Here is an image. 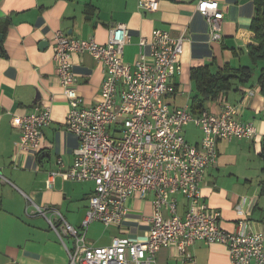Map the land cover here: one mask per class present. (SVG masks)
<instances>
[{
    "label": "crops",
    "instance_id": "obj_1",
    "mask_svg": "<svg viewBox=\"0 0 264 264\" xmlns=\"http://www.w3.org/2000/svg\"><path fill=\"white\" fill-rule=\"evenodd\" d=\"M198 1L159 0V9L148 12L138 8V0H0V22L8 21L2 42L6 57L0 56V264H68L65 246L72 249L73 239L65 236L64 246L49 221L57 227L60 216L81 232L94 189L91 181L76 183L60 176H54L51 187H46L49 172L58 169L57 159H61L63 170L69 168L78 145L64 126L68 106L56 81L51 51L54 35L60 32L68 38H92L105 44L108 29L125 24L130 41L123 59L130 66L139 52H150L149 45L140 47L139 41L142 37L150 40L153 30L168 32L173 38L184 35L181 74L171 80L174 91L163 100L172 108H189L194 94L192 69L211 65L215 72L224 66L233 70L252 67L248 47L254 45L253 0H217L224 12L219 41L210 40L208 25L196 10ZM42 42L47 46L41 47ZM72 64L83 106H91L100 93L103 66L88 54L73 56ZM259 69L255 66L248 84L222 94L228 104H240L238 120L252 122L257 135L251 140L217 142V164L206 169L201 194L210 208L220 212L222 229L232 232L237 222L247 217L251 231L261 230L264 236V99L257 84ZM43 107H48L51 118L42 130L45 149L38 154L17 153L14 144L20 130L12 127L11 118ZM205 111L219 112L220 107L207 103ZM192 129L198 134L191 142L184 138L198 144L201 133L194 126ZM176 199L178 214L183 215L186 201L180 195ZM149 201L128 200L119 228L92 222L86 232L87 243L108 246L117 236L143 240L149 228L143 218L151 211ZM187 251L190 258L172 248H161L154 264H230L221 244L197 242Z\"/></svg>",
    "mask_w": 264,
    "mask_h": 264
},
{
    "label": "built area",
    "instance_id": "obj_2",
    "mask_svg": "<svg viewBox=\"0 0 264 264\" xmlns=\"http://www.w3.org/2000/svg\"><path fill=\"white\" fill-rule=\"evenodd\" d=\"M138 8L157 11L159 0H138ZM196 10L208 25L210 40H221L224 12L217 0H199ZM53 39L56 81L68 106L64 126L78 145L69 168L63 170L57 159L58 169L49 172L46 187H51L54 176L94 184L81 232L60 216L57 227L49 221L64 246L65 236L73 239L72 249L65 246L68 264H154L161 248L190 258L187 250L197 242L223 245L230 264H264L263 232L251 231L247 217L232 232L222 229L220 212L210 208L201 194L206 169L217 164V142L251 140L257 135L254 124L240 122V104H228L223 95L215 100L219 112L203 111L199 116L163 100L174 91L171 80L181 74L186 37L173 38L168 32L153 30L150 40L142 37L139 41L140 47L149 45L150 52H139L133 66L123 59L130 41L125 24L111 26L105 44L92 38H68L60 32ZM83 54L103 66L100 93L91 106H83L73 72L72 57ZM10 122L20 130L14 144L17 153L38 154L45 149L42 130L51 123L48 107L13 116ZM189 125L200 130L198 144L184 138L183 130ZM176 195L186 201L183 215L178 214ZM130 199L150 200L151 211L143 216L149 225L145 238L132 241L117 236L108 246L88 244L86 232L92 222L122 226Z\"/></svg>",
    "mask_w": 264,
    "mask_h": 264
},
{
    "label": "trees",
    "instance_id": "obj_3",
    "mask_svg": "<svg viewBox=\"0 0 264 264\" xmlns=\"http://www.w3.org/2000/svg\"><path fill=\"white\" fill-rule=\"evenodd\" d=\"M253 2L255 14L251 21V31L254 35V45L248 47L252 67L247 66L233 70L229 66H224L215 72L212 71L211 65L192 69L191 82L194 94L191 97L188 110L193 116L201 115L205 111V105L215 102L219 95L227 94L237 90L240 85L248 84L253 77L255 66H260L257 84L264 99V0H253ZM7 25V20L0 22V33L3 35V39L6 36ZM2 42L0 44V56L6 57L2 50Z\"/></svg>",
    "mask_w": 264,
    "mask_h": 264
},
{
    "label": "rangeland",
    "instance_id": "obj_4",
    "mask_svg": "<svg viewBox=\"0 0 264 264\" xmlns=\"http://www.w3.org/2000/svg\"><path fill=\"white\" fill-rule=\"evenodd\" d=\"M256 75V71L254 72V76ZM165 102V101H164ZM193 125H190L188 127H185L184 128V135H185V138L186 140L190 141L191 142V137L193 138L195 135L198 134L197 131L193 130Z\"/></svg>",
    "mask_w": 264,
    "mask_h": 264
},
{
    "label": "water",
    "instance_id": "obj_5",
    "mask_svg": "<svg viewBox=\"0 0 264 264\" xmlns=\"http://www.w3.org/2000/svg\"><path fill=\"white\" fill-rule=\"evenodd\" d=\"M2 41H3V35L0 33V44H1ZM45 46H47V43L46 42H42L41 43V47H45ZM0 55H1V49H0Z\"/></svg>",
    "mask_w": 264,
    "mask_h": 264
}]
</instances>
